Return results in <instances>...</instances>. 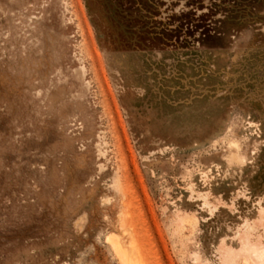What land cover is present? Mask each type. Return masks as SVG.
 Segmentation results:
<instances>
[{"label":"rangeland","instance_id":"1","mask_svg":"<svg viewBox=\"0 0 264 264\" xmlns=\"http://www.w3.org/2000/svg\"><path fill=\"white\" fill-rule=\"evenodd\" d=\"M245 247L264 0H0V264H261Z\"/></svg>","mask_w":264,"mask_h":264},{"label":"bare ground","instance_id":"2","mask_svg":"<svg viewBox=\"0 0 264 264\" xmlns=\"http://www.w3.org/2000/svg\"><path fill=\"white\" fill-rule=\"evenodd\" d=\"M243 254H248L254 257L256 260H258L261 264H264V249L256 248V247H245L242 250ZM225 260H228L229 257H223Z\"/></svg>","mask_w":264,"mask_h":264}]
</instances>
